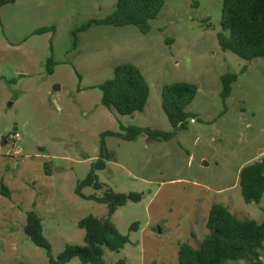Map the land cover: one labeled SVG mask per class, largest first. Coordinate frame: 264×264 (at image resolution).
I'll list each match as a JSON object with an SVG mask.
<instances>
[{
  "label": "rangeland",
  "instance_id": "374dc122",
  "mask_svg": "<svg viewBox=\"0 0 264 264\" xmlns=\"http://www.w3.org/2000/svg\"><path fill=\"white\" fill-rule=\"evenodd\" d=\"M117 1L16 0L0 8V156L14 167L4 183L14 190L11 198L0 194V231L12 238L15 232L18 244L6 251L0 243V264H49L46 252L22 230L28 210L42 218L54 256L67 245L85 246L78 222L89 215L107 218L108 206L80 197L76 187L98 160L102 141L111 159L97 172L99 181L106 189L143 197L111 217L131 243L117 253L106 250V264H143L149 214L168 220L189 198L202 200L215 190L228 189V205L240 219L263 221L264 196L259 204H246L240 185L233 186L240 167L264 159V59L248 62L221 50L223 0H165L147 34L134 26L94 25L78 33L75 44V31L108 17ZM41 28L53 30L36 34ZM127 63L142 71L150 93L143 112L121 116L103 106L98 86ZM227 73L239 77L224 102L221 77ZM174 83L198 87L187 111L200 122L190 120L168 142L104 136L132 125L173 131L161 96ZM15 133L20 138L12 141ZM104 191L82 192L102 197ZM135 223L139 229L131 231ZM205 225L194 227L193 246L205 236ZM261 255L264 263V243ZM68 264L82 263L75 258Z\"/></svg>",
  "mask_w": 264,
  "mask_h": 264
},
{
  "label": "trees",
  "instance_id": "16d2710c",
  "mask_svg": "<svg viewBox=\"0 0 264 264\" xmlns=\"http://www.w3.org/2000/svg\"><path fill=\"white\" fill-rule=\"evenodd\" d=\"M16 0H0V8L14 4ZM165 0H118L114 11L105 19L91 20L76 35L86 32L92 26H134L143 34L151 30V22L157 19L163 9ZM222 32L217 39L221 50L229 51L242 60L251 62L264 59V0H223ZM53 28H41L36 34H43ZM48 73L53 74L55 65L50 59ZM247 67L242 68L245 72ZM239 75L227 73L221 77V97L225 102L232 94L233 85ZM98 88L102 91V104L109 110L121 116H132L143 112L149 100L150 86L142 71L135 65L127 63L119 65L114 70L112 79L107 80ZM198 87L188 83L165 85L162 90V109L171 124L173 131L165 132L150 127H121L122 133L106 132L104 136L117 137L127 142H133L141 135L150 140L168 142L175 138L177 132L186 130L190 120L200 122L198 115L187 111L193 102ZM6 142V139L4 138ZM111 159L110 152L102 141L98 160L92 164L87 177L78 183L76 194L108 206L107 218L89 215L78 222V227L85 232V246L67 245L65 251L54 256L50 242L44 235L43 220L35 211L26 213L24 226L25 235L38 248L46 252L49 264H68L77 258L82 264H106V250L120 252L131 243L129 235L120 233L111 217L118 208L128 203H139L142 195L136 192L117 193L99 181L97 172L106 168V161ZM241 194L246 204H259L264 196V160L256 161L243 167L239 173ZM93 187L103 190L102 197L85 196L83 189ZM0 194L11 198L10 191L4 185ZM264 215V210H263ZM206 235L194 248L188 243H180L177 253L178 264H240L247 261L250 264H264L261 257L264 243V218L261 223L254 220L240 219L223 203H214L206 219ZM139 223L130 227L137 231Z\"/></svg>",
  "mask_w": 264,
  "mask_h": 264
},
{
  "label": "crops",
  "instance_id": "0c3cea01",
  "mask_svg": "<svg viewBox=\"0 0 264 264\" xmlns=\"http://www.w3.org/2000/svg\"><path fill=\"white\" fill-rule=\"evenodd\" d=\"M260 155H264V150L260 152ZM259 160H264V159H258L257 161ZM8 164L9 161L5 158L4 155H1L0 156V189L2 185L5 186L4 183L10 179V174L14 168V167L8 168ZM243 167L245 166L239 168L237 181L233 187H236L237 184H239V173ZM12 178H14V176H12ZM23 187H24L23 191H25L24 184ZM158 190L160 192V188H158ZM212 190L213 189L210 188L209 191ZM11 192L13 193L14 190H12ZM215 192L216 194L214 192H210V194L207 195L202 200L201 199L194 200L189 198L188 202L184 205L185 209H183L182 212H180L179 214H172V212H170L171 218L168 220H166V218H163L161 216L153 215L152 213H150L148 222L146 223L144 229V235H145L144 240L146 238L149 240V242L147 243V245L144 244L142 247L144 252L143 264H178L177 253L179 249V244L188 243L191 246H193L192 241L194 237L195 239L198 240L197 232L194 230V227L198 224H201V221H203L206 224V219L211 206L214 203H223L230 210L228 203L231 198H229V195L227 194L228 189L225 190L219 189V190H215ZM223 192L224 195H222ZM12 193L10 194L12 195ZM184 197L185 195L183 194L182 198L184 199ZM0 201H2V199ZM25 223L23 221L22 230L24 229ZM17 225H20V223L18 222ZM155 229L159 233L157 234L158 236H156L155 234ZM5 234L6 236H3L0 231V243H2L3 248L6 249V251L9 248H11V250H16L18 244L13 239L15 236H17V234L14 232L13 238L12 236L10 237L8 235L7 231ZM204 234L206 235V232ZM155 238H159V239L166 238V239L158 243L156 241L157 239ZM202 239L197 242L198 245L202 241ZM193 247L197 248L195 246Z\"/></svg>",
  "mask_w": 264,
  "mask_h": 264
},
{
  "label": "built area",
  "instance_id": "2783aa9c",
  "mask_svg": "<svg viewBox=\"0 0 264 264\" xmlns=\"http://www.w3.org/2000/svg\"><path fill=\"white\" fill-rule=\"evenodd\" d=\"M192 122H195V120H192ZM19 138H20L19 133H15L13 136H10V139H11L12 141H16V140H18Z\"/></svg>",
  "mask_w": 264,
  "mask_h": 264
},
{
  "label": "water",
  "instance_id": "95a60500",
  "mask_svg": "<svg viewBox=\"0 0 264 264\" xmlns=\"http://www.w3.org/2000/svg\"><path fill=\"white\" fill-rule=\"evenodd\" d=\"M4 140V139H3ZM4 143H5V141H4Z\"/></svg>",
  "mask_w": 264,
  "mask_h": 264
}]
</instances>
